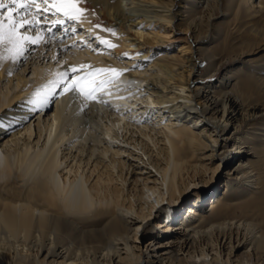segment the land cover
<instances>
[{
  "label": "bare ground",
  "instance_id": "bare-ground-1",
  "mask_svg": "<svg viewBox=\"0 0 264 264\" xmlns=\"http://www.w3.org/2000/svg\"><path fill=\"white\" fill-rule=\"evenodd\" d=\"M183 1L84 0L76 20L41 5L39 32L20 29L41 42L15 61L0 46V264H264V0ZM153 24L184 25L187 56L120 61L139 55L126 32ZM202 53L216 82L197 77ZM217 173L224 191L202 208Z\"/></svg>",
  "mask_w": 264,
  "mask_h": 264
},
{
  "label": "rangeland",
  "instance_id": "rangeland-1",
  "mask_svg": "<svg viewBox=\"0 0 264 264\" xmlns=\"http://www.w3.org/2000/svg\"><path fill=\"white\" fill-rule=\"evenodd\" d=\"M180 5L182 6L180 11H183L184 10L183 7H186V6L190 7V6H192V3L186 2V4H185L184 1L182 0ZM227 9H228L227 6H224V8H223L224 12H226ZM181 14L183 15L184 13H181ZM228 19H229V17L220 16L215 21L216 23H215V27L213 29V35L214 36L221 33V28L224 24L228 23L227 22ZM58 30H59V28L56 31L58 32ZM143 30L144 31L141 34L137 33L136 30H132L131 32H128V33L126 32V34H125L127 36V39H129V42L131 43V46H130L131 50H135V51L139 52V55H137V56H127V57H122L121 59H119L120 61H123V62L126 61L127 66H131L134 68L141 67L142 69H146V68H148L149 63L154 61L158 56L159 57L160 56L172 57V58H177L178 60H180L181 57L184 58V56H187L188 52L183 53L184 51H180L181 46H179V45L183 44L182 38L172 40L173 38H175L177 36L183 37L184 34L189 32L188 30L185 31L184 25L183 26L178 25L177 27H174V31L170 32V33H166L165 31H161L160 29L156 28L154 26V24L151 27L144 28ZM146 30L152 31L154 33L158 32V35H160L166 39L163 41L154 39V37H152L151 35H146V33H145ZM73 32L70 33V31H69V33L71 35L69 34L68 36H65L64 39L72 38L71 36L74 37ZM76 34H78V33H76ZM54 36H55V34L53 33V37ZM169 37H171V38L169 39ZM76 38L77 37H74V39H76ZM211 40H213V39H211ZM74 43H76V45L79 47V49H81L82 51L84 50L85 47L83 46L81 40H77V42L75 40ZM212 45H214L213 42L211 43L210 41H207V43L204 45V47L209 48ZM94 50H95V48L93 50L90 49L91 53H93ZM181 53L183 55H181ZM141 54H145V56H146L145 59L141 58V56H140ZM218 55L221 57L223 54H218ZM197 57L200 60L198 66H197V77H199V79H201L202 82L207 81V80L208 81L212 80L211 82H213V81L216 82L217 79H219L220 77L208 78L206 75L207 66L209 64L208 55L206 53H202V54H199ZM250 57H252V56L246 57V60L249 59ZM125 58H127V59H125ZM128 60L132 61L133 64L128 65ZM181 60H183V59H181ZM25 61L26 60L22 61V64H19L15 68V73L17 72L20 75H26L27 78L31 79L32 77H34V75L32 74V67H33L32 61H30V65H28L26 67V70L24 71V69H22V68H25V65H24ZM238 61L235 60L232 63L222 64L220 66V72H219L218 76H220L221 74L223 76L229 74V71L232 70L231 67L235 66V68H236V66H238V63H239ZM42 66H44V64ZM45 67H47V66H44V68ZM52 105H53V103H52ZM149 116H150V113H149ZM42 117L45 119L46 114H41L40 123H42ZM132 121H135V120H132ZM33 124L35 125V128H37L36 127L38 125L37 120H35L33 122ZM211 175H212V172L209 170L205 174V177L207 179H209ZM219 176H220V174L217 173L216 181L215 180L210 181V183H208V185H206L204 187L200 186L199 190H202V192H203V198L201 199L202 208L206 207V205H208L209 202L212 200L210 197L215 196V194L218 195V194L222 193V191H224V186H223L224 179H223V177H219ZM193 197H194V194H188L187 196H185L183 201L180 202L181 204L179 203L181 205V209H182V206H184V204L186 203V201L190 200ZM182 211L185 212V209H182ZM236 253H238V251Z\"/></svg>",
  "mask_w": 264,
  "mask_h": 264
},
{
  "label": "snow or ice",
  "instance_id": "snow-or-ice-1",
  "mask_svg": "<svg viewBox=\"0 0 264 264\" xmlns=\"http://www.w3.org/2000/svg\"><path fill=\"white\" fill-rule=\"evenodd\" d=\"M84 0H9V3L14 5V7L8 8V5L0 2V8H8L7 13H0V46L4 44L11 45L8 51L11 53L10 58L15 61L20 56L24 55L25 50L29 44L36 45L41 42L39 36H29L26 33H22L20 29H24L25 26H28L31 29H35L37 32L40 30L39 24V14L41 11V5H47L48 7H43L42 11L47 13L49 11L53 12V15L57 13H63L65 19L67 20H76L77 16L74 13H82L84 9L78 8L79 3H83ZM36 8V14L32 19L25 18L21 16L20 19H16L12 13H15L18 8H23L31 12V9ZM5 19L7 23H5ZM64 20L53 21L54 24L64 23ZM99 27V25H97ZM51 31V29H48ZM106 31H112L111 29H106ZM114 34V33H113ZM103 43L108 44L109 47H115V45L110 44L108 41H102ZM2 58V57H0ZM71 71L75 72L76 69L73 68ZM105 71V70H99ZM112 72H117L116 69H111ZM84 80V77L80 78ZM106 83L102 81L101 84ZM78 88V84L75 80H71L67 86L66 91H75ZM86 95V98L95 99L94 93L98 91V88L92 87L89 90L85 91L80 89Z\"/></svg>",
  "mask_w": 264,
  "mask_h": 264
}]
</instances>
